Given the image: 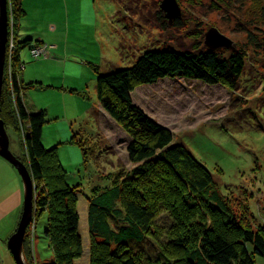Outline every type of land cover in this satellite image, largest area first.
Returning <instances> with one entry per match:
<instances>
[{"label":"rangeland","instance_id":"rangeland-1","mask_svg":"<svg viewBox=\"0 0 264 264\" xmlns=\"http://www.w3.org/2000/svg\"><path fill=\"white\" fill-rule=\"evenodd\" d=\"M160 2L73 0L66 9L62 7L52 14V23L58 27L55 33L44 31V14L41 16L44 18L32 20L29 8L32 0L25 2L29 11L26 14L24 10L28 21L25 25L30 27L26 31L38 33L42 30L43 40L21 51L24 62L19 60L14 70H17V77L22 73L25 83L34 82L21 93V98L28 109L31 105L34 109L46 110L43 144L48 148L56 146L67 183L77 185L74 195L82 255L74 260V264H93L96 245L100 244L88 227V199L93 190H102L114 180H121L137 165L128 155L130 135L106 112L99 114L102 108L96 95L97 76L133 65L147 49L183 51L207 47L204 40L209 28H215L232 40L234 48H217L222 50V55L236 47L247 52L245 70L236 89L204 84L198 79L166 77L135 87L131 96L150 119L170 131L174 142L183 143L210 170L218 191L230 199L228 204L243 224L253 230L264 227V52L255 51L247 37V30L257 33L259 38L264 31V23L257 18L264 0H176L180 9L176 18L183 23L175 26L171 22L166 27L163 19L167 18ZM8 19V26L12 28V21ZM10 43L9 38V49L4 53L7 66L3 67V79L8 86H12L14 71L11 57L15 43L12 46ZM39 47H44L46 53L40 48V56L36 59L31 49ZM49 51L50 57L47 56ZM19 82L22 85L23 81ZM14 97L15 93L10 91L5 111L10 110V117L16 124L6 126L5 132L10 151L27 166L23 147L26 123L18 119ZM73 135L75 142L71 141ZM78 142L87 147L86 158ZM10 168L14 171L12 166ZM15 170L24 190L21 175ZM9 178L0 166L3 194L11 190ZM32 182L34 210L41 189ZM23 203L22 193L17 224ZM35 214V210L32 211L25 232L31 252L24 251L23 240L19 256L24 264H50L53 251L44 234L47 212ZM202 214L199 222L202 219L212 222V214ZM158 221L166 227L172 223L166 213L160 215ZM15 228L6 244L0 243V264H18L8 247ZM143 245L150 255L159 246L152 237ZM248 248L253 249L251 244ZM254 262L264 264V256L254 254Z\"/></svg>","mask_w":264,"mask_h":264},{"label":"trees","instance_id":"trees-1","mask_svg":"<svg viewBox=\"0 0 264 264\" xmlns=\"http://www.w3.org/2000/svg\"><path fill=\"white\" fill-rule=\"evenodd\" d=\"M8 10L12 21L8 39L12 35L15 43L11 57L14 70L20 60L19 52L31 48L32 40L17 38L20 19L25 15L22 0H8ZM257 18L264 23L263 5ZM172 22L175 26L183 23L180 18ZM163 24L168 26L169 20L163 19ZM247 31L254 50L264 52V31L260 38L257 33ZM8 45L7 41L6 51ZM246 57L247 52L237 47L226 55L220 49L207 47L183 51L147 49L133 65L97 76L98 103L130 135L128 155L137 165L121 180H114L102 190L94 189L88 199L89 231L100 242L94 248L93 264H255L254 254L264 256V227L253 230L243 224L228 204L230 199L218 191L210 170L183 143L174 142L170 131L150 119L131 96L135 87L166 77L198 79L204 84L236 89L245 70ZM11 77L12 86L5 79L2 81L0 118L5 128L16 124L10 110L5 111L6 98L13 91L18 119L26 123L23 137L26 167L36 187L41 189L34 206L35 215L43 210L47 212L44 234L53 251L50 264H74L82 255L74 195L77 185L67 183L56 146L48 148L43 144L46 110L31 111L21 98V93L34 82L23 81L20 85L17 70ZM71 141L75 142L74 135ZM78 144L86 158L87 147ZM206 212L213 215L212 222L205 219L199 222L198 218ZM163 213L172 219L167 227L158 221ZM151 237L159 245L153 255L143 245ZM248 244L253 247L251 251ZM23 249L31 252L27 233Z\"/></svg>","mask_w":264,"mask_h":264},{"label":"water","instance_id":"water-1","mask_svg":"<svg viewBox=\"0 0 264 264\" xmlns=\"http://www.w3.org/2000/svg\"><path fill=\"white\" fill-rule=\"evenodd\" d=\"M160 8L164 12V16L169 20V23L180 15V9L176 0H161ZM8 0H0V98L3 81V67L6 44L8 41ZM205 45L209 50H214L220 46L234 48L232 40L225 35L219 33L215 28H209L205 33ZM1 103V100H0ZM0 156L11 162L18 170L24 183V203L22 207L21 217L16 229V232L9 238L8 247L18 264H24L20 259L19 250L22 241L24 240L26 227L28 226L33 211V182L26 166L17 159L9 149V140L6 136L4 122L0 118Z\"/></svg>","mask_w":264,"mask_h":264},{"label":"crops","instance_id":"crops-1","mask_svg":"<svg viewBox=\"0 0 264 264\" xmlns=\"http://www.w3.org/2000/svg\"><path fill=\"white\" fill-rule=\"evenodd\" d=\"M26 1L27 0H22V7L27 14L29 11L25 3ZM70 1L71 2H69V0H64V1L63 0H32V5L28 4L32 12V14H30L31 18L33 21H36V20H39V18L41 19L44 18V17H41L44 14L46 18L45 24H43L44 31H53L55 33L58 27L57 25H53L52 23L53 18H51V16L58 9H62V7H65L66 9L67 6L73 2V0H70ZM74 1L76 2L77 0H74ZM26 19L27 18H25L24 16L22 18V21L20 22V28L17 31V38L19 40L31 39L32 43L37 42L38 40H41V39L43 40L42 30L41 32H38V33H32V32L26 31L28 28H30L25 25L28 22L26 21ZM21 51L19 52V57H20V60L23 61L24 59L22 55L24 56V53H22L21 55ZM47 54H48L47 56L50 57L51 52L49 51L47 52ZM20 78H21V81H24V82L26 81L22 73H21ZM39 109H43V108L34 109L30 105L29 110L36 111ZM100 113H103L102 109L99 110V114ZM101 116H104V115L101 114ZM9 165L12 166V169L14 171L11 170ZM0 166H1V170L2 168H4V172L8 174L10 177L9 179H11L9 182L11 183L10 192H8L7 194H3L2 192L4 188L0 189V243L5 245L7 238L13 232L17 224L18 216L20 212V206L22 202V193L24 197V190H23V187L21 188L22 182L20 181V178H18L19 176L15 170L16 169L15 166L11 162L3 158L2 156H0Z\"/></svg>","mask_w":264,"mask_h":264},{"label":"built area","instance_id":"built-area-1","mask_svg":"<svg viewBox=\"0 0 264 264\" xmlns=\"http://www.w3.org/2000/svg\"><path fill=\"white\" fill-rule=\"evenodd\" d=\"M10 42H12L13 43V40H12V36L10 37ZM12 43H10V46H12ZM12 48V47H11ZM40 48L42 49V52H44V53H46V51H45V48L43 47H39V48H35V49H31V53H32V55L35 57V58H37L38 56H40V55H38L39 54V50H40ZM41 52V53H42Z\"/></svg>","mask_w":264,"mask_h":264},{"label":"bare ground","instance_id":"bare-ground-1","mask_svg":"<svg viewBox=\"0 0 264 264\" xmlns=\"http://www.w3.org/2000/svg\"><path fill=\"white\" fill-rule=\"evenodd\" d=\"M18 225V224H17ZM16 229V228H15Z\"/></svg>","mask_w":264,"mask_h":264}]
</instances>
